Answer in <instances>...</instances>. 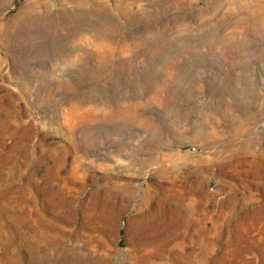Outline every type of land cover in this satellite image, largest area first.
Here are the masks:
<instances>
[{
    "label": "rangeland",
    "instance_id": "obj_1",
    "mask_svg": "<svg viewBox=\"0 0 264 264\" xmlns=\"http://www.w3.org/2000/svg\"><path fill=\"white\" fill-rule=\"evenodd\" d=\"M0 264H264V0H0Z\"/></svg>",
    "mask_w": 264,
    "mask_h": 264
}]
</instances>
